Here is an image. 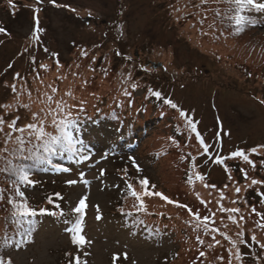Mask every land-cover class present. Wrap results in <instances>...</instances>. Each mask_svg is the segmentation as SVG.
Wrapping results in <instances>:
<instances>
[{
	"label": "rangeland",
	"instance_id": "obj_1",
	"mask_svg": "<svg viewBox=\"0 0 264 264\" xmlns=\"http://www.w3.org/2000/svg\"><path fill=\"white\" fill-rule=\"evenodd\" d=\"M202 1L199 10L196 0H0L5 29L0 32V154L9 145L16 153L17 137H31L10 123L24 127L40 118L49 131L59 117L57 102L73 106L80 89L77 84L74 89L79 78L73 72L84 70L90 53L106 50L112 56L118 45L127 61L117 67L126 68L128 77L117 73V84L116 73L109 71L108 79L99 73L91 84L83 83L80 91L89 93V102L107 113L117 109L125 123L86 118L77 132V147L83 148L78 161L62 165L68 171L31 176L34 183L25 191L32 206L63 210L65 216L38 213L33 239L6 250L5 260L69 264L79 256L87 264H264V11L251 12L261 20L256 27L237 32L225 0ZM86 16L94 19L86 23ZM111 24L104 40L101 32ZM225 25L231 28L222 29ZM221 33L230 37L221 40ZM150 59L161 66L146 64ZM135 68L145 85L133 83ZM126 128L135 129L127 133ZM238 151L247 159L233 155ZM145 178L150 191L177 202L144 197L146 222L161 228L155 236L130 221L138 201L128 186L142 192ZM83 196L89 243L80 246L65 228L75 221L72 210ZM7 206L0 204V236ZM232 208L239 211H227ZM196 212L209 219L197 221Z\"/></svg>",
	"mask_w": 264,
	"mask_h": 264
},
{
	"label": "snow or ice",
	"instance_id": "obj_2",
	"mask_svg": "<svg viewBox=\"0 0 264 264\" xmlns=\"http://www.w3.org/2000/svg\"><path fill=\"white\" fill-rule=\"evenodd\" d=\"M227 3L231 6L230 10L233 12V15L229 17V19L233 20L235 22L236 31L242 32L245 27H247L249 24L253 23V17L250 15L253 11H264V2H259V0H227ZM38 23V19H37ZM5 29L0 28V32H4ZM40 32V29L36 28L37 35L34 37L35 39H39L38 33ZM86 55V53H85ZM46 67V65L44 66ZM55 91V90H54ZM71 95V93H69ZM156 96H160L161 94L159 92L155 93ZM52 98L49 97V100ZM169 104L173 108L176 107L174 103L171 101H168ZM57 115L59 116V119L53 118L52 124L56 128L55 134L52 132H48L45 129L44 126V120L43 119H36L35 122H30L26 124L24 127H17L15 122L10 123L8 126L14 131L25 133L26 129L28 131V135L33 137L35 141L38 143L34 144V150L28 149V155H24L25 151V140L23 136L17 137L19 148H18V154L21 161H43L48 164L52 163L51 156L53 154H61L65 152H73V153H79L83 151L82 147H77V145L81 144L80 139L75 135V132H78L80 130L79 127V120L73 115L72 107L68 106L66 103L61 104L60 102H57ZM35 115V114H34ZM181 115H185L183 112ZM4 121L2 118H0V124H3ZM189 124L191 126V129L193 132L197 133V136L200 134L196 130V125L194 122L189 121ZM0 131H3L2 128H0ZM31 142V141H29ZM201 143H203V139L201 138ZM209 150V145L204 144V151L207 152ZM7 151V149H5ZM233 155L236 156H242L244 159H247V156L242 151H238L233 153ZM82 158L87 159V156H83ZM139 168V166H137ZM6 172H10L14 177L15 180L13 181L17 195L20 197V199H12L10 203L13 207V213L12 218L13 220L21 226V235H31V229L29 227V230L27 233L23 232V227L25 224L31 225V221L33 217H36L38 213L40 215H52V216H61L64 217L65 213L63 210H61L59 213L56 211H50L46 208H40L38 211L35 208H32L27 199L25 198V193L23 191H19V187L21 184H32L34 181L31 179V168L29 165L23 162L15 163L11 160L7 161V166L5 169H3ZM64 171H68V169H63ZM199 179L203 180V176H199ZM254 183H257L256 181H253ZM69 184H75L77 181L70 180L68 181ZM85 184L88 183V181H84ZM140 184L143 186V191L138 192L131 184H129V188L131 189V194L136 197L138 201V206L136 207L137 212H147V205L145 203L144 197L145 196H156L159 197L168 203H177L176 201L171 200L167 195H165L162 192L159 191H150L149 190V181L147 178L142 179L140 181ZM152 188H155V185H152ZM237 192L240 191L239 188L236 189ZM57 196H59V193H56ZM3 197H0L2 199ZM87 196H83L79 199L77 207H75L72 212L77 214L75 217V221L72 223L71 227L65 228V231L71 233L72 240L75 244L83 246L86 243H89L87 241L85 235L83 234L84 229V215L86 212V209L88 207L87 204ZM50 202H53L51 198H49ZM178 207L186 208L189 212H192L191 208H188L187 205L178 204ZM56 208H59V205H56ZM224 211L225 209H221ZM227 211L230 212H238L239 209L232 208L227 209ZM255 211V210H253ZM131 215V213H129ZM194 218L197 221H200L201 219L203 221H207L209 219L208 216L201 217L198 212L193 213ZM100 217L97 216V219ZM65 224L69 223V220L65 219L63 221ZM199 226V225H198ZM206 227V224H205ZM264 227V225H262ZM253 240L256 239L255 235L252 237ZM10 241V238H6L4 240V243L7 244ZM218 243V242H217ZM261 247H264V244L261 245ZM203 256L204 253H201ZM126 257V254H125ZM119 257L118 255H114L113 259L114 261L117 260ZM239 258V257H238ZM0 264H12L11 258H7L5 260L4 257L0 256ZM69 264H87L85 260H81L79 256H76L74 258V262L70 261Z\"/></svg>",
	"mask_w": 264,
	"mask_h": 264
},
{
	"label": "trees",
	"instance_id": "obj_3",
	"mask_svg": "<svg viewBox=\"0 0 264 264\" xmlns=\"http://www.w3.org/2000/svg\"><path fill=\"white\" fill-rule=\"evenodd\" d=\"M166 1V0H165ZM195 1V0H190V2ZM227 2V0H225ZM197 2V6L199 7V10L202 9L201 5H203L202 0H196ZM9 7V5H7ZM228 7L231 8V6L228 4ZM12 10V9H11ZM18 10V9H17ZM233 13V12H232ZM251 15V13H250ZM252 16V15H251ZM105 18H102L101 20H103ZM107 21V19H105ZM253 23L249 24V28L252 27H256V25H258L261 20H257L255 18H253ZM108 25L107 26V30H109V28L112 26ZM233 26V25H232ZM235 29L236 27L233 26ZM222 28V27H221ZM228 28H231L230 26ZM227 26L225 25L222 29H228ZM111 35V33H110ZM221 35H223V33H221ZM221 37V36H220ZM101 38H103L104 40H109L108 39V34L107 32L103 33L101 32ZM106 53V50L103 53H90V57L89 59H87L86 63L84 64V70H75L73 72V75L75 77H77L78 81L74 82V89L76 88V84L77 87L79 86L80 89H77V92L75 94V98L76 101H74L75 103L72 106V111H73V115L79 120V127L81 125V123L87 118H92L93 116L96 115V117H108L111 120H113L115 123H117L118 125H123L125 122L122 119V115L120 114V112L117 109H113L110 110L108 113L105 110H102L101 106H96L93 105L91 102H89V93H84L85 91H80L82 88L83 83H88L91 84L92 82H94V77H98L97 74H101L104 78L108 75L109 71H111L112 73H116L115 74V81L118 84V79H117V73H122L123 76H125L126 73V68H124V71L121 70L119 67H117V65H119V63H124L127 60L123 59L124 56L121 55V53L118 50V45H114V50L112 51V53L114 55L110 56L111 54L108 52L106 53L107 56L104 57ZM111 57V62H108V57ZM134 74L138 76V78H136L135 80H132L133 83L138 84V85H145L143 84L145 77L141 75L140 71L138 69H134ZM105 74V75H104ZM61 77V76H60ZM126 78H128L127 76H125ZM106 79H108L106 77ZM63 84V83H62ZM68 92L72 91L70 90V88H68ZM95 92V91H94ZM69 96V93L67 94ZM65 98V96H64ZM63 98V99H64ZM78 102V103H77ZM62 103H64L62 101ZM103 104V103H102ZM95 110V113H92L91 110ZM102 110V111H100ZM57 119H59V117H57ZM135 128H130L127 129L126 128V132L127 133H131L132 130H134ZM48 132H52L55 134L56 132V128L55 126H53V128L51 130H49ZM75 135L77 136V132H75ZM10 140V135L8 137L7 143ZM31 141V142H29ZM38 143L37 141H35L33 139V137H30L29 140L25 141V151H24V155H28V149H33L34 150V144ZM16 144L18 143V140L16 141ZM10 145L8 147H5V149H7V151H5L3 154H0V177L1 174L5 175L6 177L3 178V180H5V185H0V197H3L2 199H0V204L1 205H5L7 204L8 206L5 208H8V213L2 217V219H4V221L1 223L2 227H4V231L2 233V236H0V256L5 257L6 254V250H9L10 248L13 247H18L19 245L26 243L28 240L33 239L34 237V231L37 229V218L33 217L32 221H31V225H27L25 224L23 227V232L27 233L29 230V227L31 229V235H21V226L19 224H17L13 218H12V213H13V207L12 204L10 203V201L12 199H20V197L17 195V191H16V187L13 183V181L15 180V177L10 173V172H6L3 169H5V167L7 166V161L11 160V159H7V157L10 155H18L15 163H19V162H23L26 163L27 165H29V167L31 168V176L32 175H41V174H48L50 172H53V170H57V169H63L62 165H66V163H75L76 161H78V153H73V152H65V153H61V154H53L50 158L52 160L51 164H48L46 162L43 161H32V160H28V161H21L18 151L15 153H11L10 149H9ZM7 160V161H5ZM26 189V184H21L19 187V191H23L25 193V198L27 199L29 205L32 208H35L34 206H32L33 204L30 202V197L28 196L29 194L27 193V191H25ZM38 211V210H37ZM148 211V209H147ZM149 212V211H148ZM159 215L163 216L165 215V211L161 212L159 211ZM145 213L143 211L141 212H137V214L135 216H133V219H130V221L134 224L135 229L138 228H143L144 231L146 232L147 236H155L157 232H159V230H161L159 225H154L152 226L151 223L148 224L146 222V219H148L145 215ZM156 214V213H153ZM170 214V213H169ZM14 221L15 223H11L10 221ZM7 222H10L7 224ZM6 238H10V241L5 244L4 240Z\"/></svg>",
	"mask_w": 264,
	"mask_h": 264
},
{
	"label": "water",
	"instance_id": "obj_4",
	"mask_svg": "<svg viewBox=\"0 0 264 264\" xmlns=\"http://www.w3.org/2000/svg\"><path fill=\"white\" fill-rule=\"evenodd\" d=\"M82 19H83L84 22H90V20L92 19V17L86 16V17H83ZM105 21H106L105 19L101 20L102 23H104ZM135 55L138 56L137 50L135 52ZM147 64H151L153 67H159V66H161V62H154V61H151V60L148 61Z\"/></svg>",
	"mask_w": 264,
	"mask_h": 264
},
{
	"label": "bare ground",
	"instance_id": "obj_5",
	"mask_svg": "<svg viewBox=\"0 0 264 264\" xmlns=\"http://www.w3.org/2000/svg\"><path fill=\"white\" fill-rule=\"evenodd\" d=\"M221 37H222L221 40H227L230 36H227V35L223 34V35H221ZM221 37H220V38H221ZM227 37H228V38H227Z\"/></svg>",
	"mask_w": 264,
	"mask_h": 264
}]
</instances>
